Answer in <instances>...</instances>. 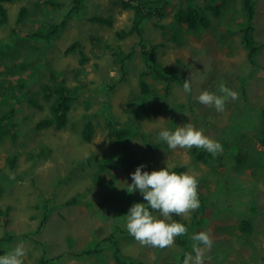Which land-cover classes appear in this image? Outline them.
Here are the masks:
<instances>
[{"label": "rangeland", "instance_id": "rangeland-1", "mask_svg": "<svg viewBox=\"0 0 264 264\" xmlns=\"http://www.w3.org/2000/svg\"><path fill=\"white\" fill-rule=\"evenodd\" d=\"M121 1L85 0L81 13H72L74 0L4 4L8 23L0 26V85L4 88L0 113L14 109L17 138L13 141L8 136L0 143V207H11L8 215L0 218V251L6 254L24 241L28 249L24 264H117L112 244L106 241L114 235L111 240L125 261L183 264V254L192 251L189 237L206 231L213 244L205 249L204 264H264V0H250L256 9L253 35L261 49L257 58L260 67L255 71L239 36L237 24L248 19L241 0H217L219 10L209 8V2L195 0L205 9L211 25L195 35L183 25L178 41H172L171 34L164 37L156 25L173 22L178 9L186 5L182 0L171 1L172 11L144 26L142 38L152 48L147 61L138 36L125 40L118 36L132 25L135 16L134 10L122 8ZM23 7L28 12L21 20ZM98 16L112 17L114 25L94 22ZM67 17L71 20L66 27L60 26L59 34L50 40L31 36L62 25ZM135 48L133 59L125 62L124 74L113 51ZM156 64L181 70L184 81L191 82V92L185 93L183 84L176 85L163 100L164 106L148 107V114H142L138 109L142 78L160 94L158 98L165 95L157 73L145 72ZM55 81L76 93L69 125L62 131L37 130V123L50 116L52 99L45 100L49 91L45 85ZM221 82L238 93V99H229L223 112L198 102L204 90L221 95ZM115 83L117 88L110 91L109 85ZM10 93L11 103L7 100ZM87 115L94 125L90 142L81 136ZM114 121L118 128L133 130L126 141L131 156L135 154L140 163L135 157L124 158L112 134V128L117 130ZM189 122L222 145L209 164L193 155L194 149H204L171 150L159 139L161 130L174 131ZM219 155L222 161L217 159ZM13 156L17 158L15 167L8 162ZM102 161L108 163L105 184L96 181ZM167 164L173 171L185 167L184 173L195 175L209 195V206L203 216L199 213L203 208L187 217L173 214V220L184 224L188 233L177 236L172 247L141 246L127 236L124 216L134 204L147 201L138 190L129 194L124 182L132 183L131 174L140 165H145L142 172L151 173ZM73 198L76 203L64 205ZM197 217L200 219L195 222ZM244 219L251 220L249 230H242ZM96 246L100 252L86 253Z\"/></svg>", "mask_w": 264, "mask_h": 264}, {"label": "trees", "instance_id": "trees-1", "mask_svg": "<svg viewBox=\"0 0 264 264\" xmlns=\"http://www.w3.org/2000/svg\"><path fill=\"white\" fill-rule=\"evenodd\" d=\"M13 0H0V26L5 25L8 23V10L4 7L5 3L12 2ZM85 0H74V8L72 9V13L78 12L81 13L82 10V4ZM171 1L173 0H123L121 1V6L124 10H129L132 9L135 11V16L133 19V23L130 27H127L120 31L118 33V36L122 39L125 40L130 36L136 35L139 37L140 42L139 47L141 48L144 59L145 61L149 60L150 57V52H152V48L150 49L148 45L146 44V41L142 38L145 32L144 26L146 23L156 16H166L167 15V10L172 11L173 6L171 4ZM204 2H209V8H213L215 10H219L220 7H216L215 3L217 0H202ZM230 0H227V2ZM183 3H186V5L181 6L177 13L175 14L173 22L167 24V25H161V24H156L158 27L162 29V34L164 37H166L168 34H171V39L172 41H178L180 39L179 31L183 30V25L187 26V31L191 32L193 35L201 33L203 30L205 31L206 29L209 28L211 25L210 20L208 19L207 15L205 14V9L198 4L195 0H182ZM223 2V4L227 3ZM242 4H244V15L247 16L248 19L245 17L243 21L238 23L237 25L239 26V36L241 37V42L242 44L248 49L249 55H248V61L253 65V71L255 69L259 68L260 66L257 64V58L259 56V52L261 49H259L257 42L255 41L253 33L255 32L254 28V23L253 19L256 16V9H255V4L254 2L250 0H241ZM207 9V7H206ZM28 9L26 7H23L21 10V13L18 17V19H23V17L27 14ZM71 13V15H72ZM70 18V17H69ZM71 19H65L64 23L62 25H58L57 27L53 25L51 30L48 32L41 31L39 33L32 34L31 36L33 38H40L44 37L47 40H50L56 32L59 34L60 32V26L66 27L68 22ZM94 22L101 24V25H108V27L114 25V20L112 17H95ZM174 30V32H172ZM30 36V37H31ZM78 46V45H77ZM160 46V45H159ZM158 46L155 45V48ZM75 47H72L68 53L72 52V50ZM110 48V47H109ZM135 48L134 50H131L129 52H125L123 50H114L113 55L115 58V62H118L121 64V70L124 71V74L127 73L126 71V61H130L133 59L135 55ZM259 50V51H258ZM84 59H88L86 56H84ZM155 71L157 73L156 78L157 81L160 82V85H164L163 93L165 95L161 97H157V95H160L156 90H154L153 86L145 82V80L142 78L140 83H141V88H142V96H141V101L139 103L138 109L142 114H148L146 113L145 109H148V107H160L164 106L163 100L165 98H168L170 96V93L172 92L173 88L177 85H181L184 83V73H182L181 70H179L177 67H172V66H162L159 64H156L154 67L153 66H148V69L145 70V72H152ZM254 74V72H253ZM145 74L142 73V77H144ZM248 78H243V82H248ZM118 86V83H115L114 85H109L108 89L110 91H114ZM182 86V85H181ZM15 87L10 88V92H13V89ZM46 91H48L46 95L45 100H51V109H50V116L43 119L40 123L38 128H55L58 130H63L69 125L70 122V116L69 112L73 107V101L76 99V93L74 89H68L67 87H62V84L58 83L55 81L51 85H45ZM78 88H81V85L78 86ZM243 88L245 89V84H243ZM108 89L104 91L108 92ZM0 92L2 93V98H3V92L4 88L2 85H0ZM246 92V90H245ZM9 103H11L12 100V94L10 93L8 99ZM36 105L38 103L34 102ZM39 108H42L41 105H39ZM186 105H184L185 107ZM186 108V107H185ZM14 109L10 110L8 113L3 114L0 113V143L3 142L8 136H12V140H16V123H15V115L13 112ZM107 110V115L106 118L110 119L109 115V108H106ZM105 116V114H102ZM91 115H87V123L84 127V131L82 132L81 136L85 139L86 142H90L94 133V125L93 122L91 121V118L88 119V117ZM132 121L134 119L132 118ZM114 128H117V130H112V134L114 136V139L120 146V149L122 150L124 154V158L128 157H134L131 156L133 153L131 152V145L129 141H126L127 137L133 135V130L131 129H126V128H118L116 121L113 122ZM237 127V126H236ZM139 132V131H138ZM137 132V133H138ZM264 144V140H262ZM125 144V145H124ZM122 146V147H121ZM193 155L195 158L201 162L208 163L211 161L213 155L208 153L206 150H198L194 149L193 150ZM135 161L137 160L139 163L141 162L138 160L137 157L134 158ZM220 161H222V156L219 155L218 158ZM8 162L11 163L12 167H15L17 158L15 156L11 157L8 159ZM221 165V164H220ZM107 166L108 163L102 161L99 165L98 172L96 175V181L100 184H105L106 183V173H107ZM176 173H184L186 171L185 167H177L174 169ZM0 177H3L0 175ZM198 182V181H197ZM197 194H198V199L200 202L199 208H206V205H208V200L206 199V196L209 197V195L206 194V190L202 184L198 182V188H197ZM214 195V194H212ZM214 198L211 197V199ZM77 199L73 198L72 200L68 201V203L64 204H73L76 203ZM209 206V205H208ZM11 207H7L5 210L0 207V218L3 216H7L8 213L10 212ZM205 211H199V213L203 216L205 215ZM200 218H196L195 222L198 221ZM47 218L43 220L41 228L44 227L45 221ZM174 221L179 222V220L174 219ZM180 223V222H179ZM251 226V220L249 219H244L242 221V230H249ZM128 237H132L129 233L127 234ZM114 235L111 238L106 239V241L111 242L113 254H114V259L117 264H144L143 262H139L135 259H132L130 261H125L124 259L121 258V250L118 248L116 242H113L114 240ZM116 238V237H115ZM112 239V240H111ZM3 240V239H2ZM1 240V241H2ZM100 252V248L98 246L95 247V249H88L86 251L87 254L93 253V252ZM0 254L4 255V252L0 251ZM80 256L82 254H79Z\"/></svg>", "mask_w": 264, "mask_h": 264}, {"label": "clouds", "instance_id": "clouds-1", "mask_svg": "<svg viewBox=\"0 0 264 264\" xmlns=\"http://www.w3.org/2000/svg\"><path fill=\"white\" fill-rule=\"evenodd\" d=\"M183 90L185 93L191 92L190 80L184 81ZM218 91L221 95L208 90L202 91L198 102L214 107L217 112H223L229 99H238V93L228 89L223 82L220 83ZM42 120L36 126H39ZM36 128L37 130L47 129ZM159 139L164 141L171 150L196 147L212 155L222 151V145L219 142L207 137L202 129L197 130L191 122L175 127L174 131L161 130ZM144 167L145 165L138 166L131 174V184L124 182L129 194L138 190L147 201L146 204L136 203L129 209L128 214L124 216L126 229L141 246L161 249L172 247L177 236H185L188 233L184 224L173 220V214L187 217L200 206L197 177L189 173L177 174L172 170L173 166L168 164L165 168L151 173L142 172ZM219 181V183L222 182ZM154 212H158L159 216L154 215ZM189 239L192 241V251L183 254V264H204L205 249H211L213 244L209 233L206 231L193 233ZM27 252L25 242L21 241L6 254L0 255V264H24Z\"/></svg>", "mask_w": 264, "mask_h": 264}, {"label": "flooded vegetation", "instance_id": "flooded-vegetation-1", "mask_svg": "<svg viewBox=\"0 0 264 264\" xmlns=\"http://www.w3.org/2000/svg\"><path fill=\"white\" fill-rule=\"evenodd\" d=\"M175 96H177V95H175Z\"/></svg>", "mask_w": 264, "mask_h": 264}]
</instances>
